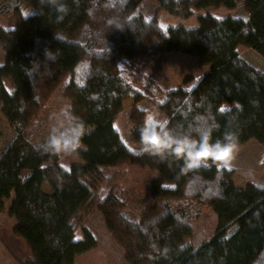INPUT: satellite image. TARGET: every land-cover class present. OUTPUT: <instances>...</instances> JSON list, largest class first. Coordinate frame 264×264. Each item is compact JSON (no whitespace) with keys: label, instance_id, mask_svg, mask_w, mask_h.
Returning <instances> with one entry per match:
<instances>
[{"label":"trees","instance_id":"1","mask_svg":"<svg viewBox=\"0 0 264 264\" xmlns=\"http://www.w3.org/2000/svg\"><path fill=\"white\" fill-rule=\"evenodd\" d=\"M144 1L5 0L0 5L3 16L17 21L14 29H0L5 54L0 105L16 133L0 156V214L14 196L9 215L17 222L11 239L1 234L0 239L18 264H75L77 256L98 248V238L87 227L84 238L77 239L73 220L93 196L91 180L104 169L132 166L158 175L139 219L129 207L133 191L118 184L98 207L128 264H264V189L254 184L238 188L234 172L219 167L226 155L203 153L208 165L196 166V156L177 154L175 145L146 144L147 117L140 109L130 115L131 137L145 147L133 152L111 113L139 84L122 73L123 66L147 55L186 54L209 70L192 90H168L162 102L148 85L143 87L165 117L152 128L161 138L167 132L197 142L207 137L209 145L257 141L264 147V72L238 51L245 46L264 59V0H245L246 19L201 15L194 28L163 27L156 16L137 14ZM150 1L187 21L196 12L236 10L243 0ZM24 6L35 13L24 16ZM6 80L13 82L14 94ZM62 86V98L84 125L73 148L82 164L69 169L61 165L59 150L46 148L48 138L41 139L54 119L62 121L60 129L73 123L50 105ZM23 172L30 175L23 179ZM46 183L52 194L43 191ZM205 205L214 210L219 226L211 240L197 246L194 224ZM254 214L256 225L245 232ZM25 244L31 259L23 258Z\"/></svg>","mask_w":264,"mask_h":264},{"label":"rangeland","instance_id":"2","mask_svg":"<svg viewBox=\"0 0 264 264\" xmlns=\"http://www.w3.org/2000/svg\"><path fill=\"white\" fill-rule=\"evenodd\" d=\"M3 1L5 0H0V5ZM22 12L24 16L33 15L35 13V11L28 6H24ZM136 13L143 14L146 18L156 16L163 27H179L183 25L188 28L197 27V18L201 15L210 14L218 19L227 17L246 19L248 17L245 0L239 4L236 10L220 8L196 12L195 15L187 21H182L165 14L160 9L158 3L150 0H145ZM16 25L17 21L15 17L3 16L0 10V29L10 30L14 29ZM238 51L243 59L264 72V59L259 54L245 46H240ZM2 52L3 50L0 47V59ZM0 62H2V60H0ZM138 67H142V70H139ZM208 70L209 67L199 65V61L196 57L181 53L161 54L156 57L147 55L136 60L133 66H123V74L139 81V84L136 83L133 86L130 96L123 101L122 106L112 108L111 110L112 115L115 117V127L120 135H122L121 137L128 148L133 152L141 153L145 147L144 145L133 142L131 137L133 125L130 122V115L134 109L145 111L147 118L149 116L155 118V122L147 120L148 127L161 124L165 120L159 108L151 101L152 93L145 91L143 88L144 86L147 87L148 85L152 89V92L156 94L158 101L162 102L168 90L180 87L186 89L188 85L197 83ZM144 76L151 78L154 84H150ZM5 83L8 91L14 94L15 86L13 82L6 80ZM62 90L63 86L55 93L50 101V105L54 109L62 110L69 108V103L61 96ZM61 126L62 121L59 117L54 119L49 123V128L44 132L41 139L48 138L53 129L59 130ZM0 135L1 156L16 138L15 131L11 128L2 113V105H0ZM59 155L61 165L67 169L71 168L77 161L79 165L82 164V161L75 156L73 148L68 150L60 149ZM194 165H208V161L201 155L196 156ZM219 167L234 172L233 181L238 188H246L248 185L254 184L264 189V147L257 141H251L242 146H235L233 150L226 155ZM29 175L30 172L22 173L23 179H26ZM157 178L158 175L147 168L132 166L115 170L104 169L99 178L90 181V183L93 184V196L74 219L73 226L77 235H81L82 228L87 227L100 239H98L100 241L99 245L101 243L102 247L98 256V258L101 259L99 264H128L124 258V252L116 245L106 226L105 218L99 211L98 207L101 197L117 184L127 190L133 191L134 196L129 199V207L136 219H139L145 206L151 200L152 183ZM164 186L167 188L172 187L170 184H164ZM49 189L52 190L47 184L43 185V191L45 193H47ZM13 198L14 196H12V199L8 202L5 211L0 214V234L8 238V240L11 239L9 238L10 234H12L13 229L17 225L16 220L9 215ZM255 216L254 214L251 219L244 224L243 230L245 232H248L250 227L256 225L257 218ZM218 226V217L214 210L207 205L203 206L200 218L194 224L196 245L200 246L211 240L215 236ZM233 231L234 227L228 230L229 233ZM22 248L24 260L33 258L31 248L28 244H25ZM6 251L8 250L6 249ZM4 257V255L1 256V264H9Z\"/></svg>","mask_w":264,"mask_h":264},{"label":"clouds","instance_id":"3","mask_svg":"<svg viewBox=\"0 0 264 264\" xmlns=\"http://www.w3.org/2000/svg\"><path fill=\"white\" fill-rule=\"evenodd\" d=\"M61 115L65 118H71L73 123L63 129H53L46 141V148L52 151L60 149L68 150L70 148L77 147L81 137L84 134L83 123L77 121V118L72 115L70 108L62 109ZM147 120L155 122V118L151 116H149ZM142 139L146 144L151 145L157 144L152 142L153 139H155V141H158V143L175 145L174 151L177 154H184L187 152L194 156H200L203 153H210L214 156L224 154L228 155L229 152H231L234 148V144L232 142H226L223 144L218 142L215 145H209L207 137L197 142L187 137L183 139H177L170 136L169 133L163 132L161 138V132H158L156 128L152 127H145L142 130ZM231 139V137H226V141H231Z\"/></svg>","mask_w":264,"mask_h":264},{"label":"crops","instance_id":"4","mask_svg":"<svg viewBox=\"0 0 264 264\" xmlns=\"http://www.w3.org/2000/svg\"><path fill=\"white\" fill-rule=\"evenodd\" d=\"M0 47H1V45H0ZM2 48V47H1ZM3 50V49H2ZM4 52V51H3ZM2 52V55H1V59L0 60H2V62H0V65H4V62H5V54ZM4 61V62H3ZM196 84L197 83H194V84H192V85H188V88H186L187 90H192L195 86H196ZM122 136V135H121ZM61 162V161H60ZM75 164H78V161L75 163ZM74 164V165H75ZM47 184V183H46ZM48 185V184H47ZM49 186V185H48ZM52 191L53 190H50L49 189V191H47V193L48 194H52ZM89 202V201H88ZM86 206V205H85ZM84 206V207H85ZM83 207V208H84ZM83 210V209H82ZM81 210V211H82ZM80 211V212H81ZM79 212V213H80ZM79 215V214H78ZM77 215V216H78ZM76 216V217H77ZM75 217V218H76ZM74 218V219H75ZM74 221V220H73ZM90 229V228H89ZM94 233V232H93ZM95 236H96V234H95ZM97 237V236H96ZM84 237H83V234H81V235H77V239H79V240H82ZM98 238V237H97ZM99 239V238H98ZM100 240V239H99ZM98 240V241H99ZM100 242V241H99ZM101 247H102V244L100 243V245H99V247L98 248H96V249H94V250H92V251H90V252H87V253H85V254H83V255H80V256H77L76 257V259H75V264H99V262H100V258H98V256H99V252H100V250H101ZM2 255H4L5 257V259H6V261L9 263V264H18L17 263V261L14 259V257L13 256H11V254L8 252V251H6V249H5V247H4V245L2 244V242H1V240H0V264H1V256ZM98 258V259H97ZM124 258H125V256H124ZM126 263V262H125Z\"/></svg>","mask_w":264,"mask_h":264},{"label":"snow or ice","instance_id":"5","mask_svg":"<svg viewBox=\"0 0 264 264\" xmlns=\"http://www.w3.org/2000/svg\"><path fill=\"white\" fill-rule=\"evenodd\" d=\"M153 143H156V141H155V139H153V141H152ZM224 155H226V154H224Z\"/></svg>","mask_w":264,"mask_h":264}]
</instances>
